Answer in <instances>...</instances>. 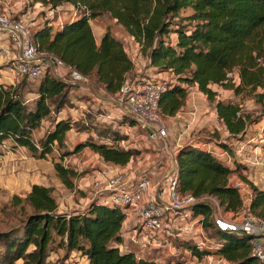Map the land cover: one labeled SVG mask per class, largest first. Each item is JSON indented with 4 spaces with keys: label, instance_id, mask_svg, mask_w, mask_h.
<instances>
[{
    "label": "trees",
    "instance_id": "1",
    "mask_svg": "<svg viewBox=\"0 0 264 264\" xmlns=\"http://www.w3.org/2000/svg\"><path fill=\"white\" fill-rule=\"evenodd\" d=\"M26 1L49 8L67 3L77 9L75 17L54 29L46 23L39 26L32 38L40 51L51 53L66 66L92 78L109 95H114L130 76L133 64L108 29L95 40L89 20L104 14L137 43L139 54L150 66L172 74L173 81L165 82L159 94L160 117L174 115L183 105L186 85H194L207 101H214V114L228 136L244 133L249 125L247 115L237 102L215 100L216 91L211 85L228 89L234 95L242 91L253 93L260 114L264 113V68L258 62L264 58V0ZM185 9L189 13L180 14ZM50 73L47 68L38 78L36 98L30 107L23 99V93L30 91L25 90L27 83L23 79L14 85L0 83V144L8 140L12 147H22L32 157L44 158L63 143L69 129L76 127L77 120L53 119L51 127L39 138L32 136L42 119L66 103V94L72 88ZM233 74L237 82L233 81ZM95 132L96 138L87 136L64 151L59 161L52 162L54 173L65 188H72V179L79 173L64 166L60 162L62 156L86 147L103 162L123 166L138 153L117 146L125 137L116 129ZM218 145L229 151L225 144ZM175 162L179 192L215 195L227 212L241 207L238 189L228 182V175L240 169L238 162L233 160L237 166L231 168L208 150L188 143L177 148ZM237 178L249 191L246 209L264 220V190L245 176L238 174ZM23 200L29 209L26 215L17 224L0 230V264H46L52 253L57 256V250L62 251L61 260L73 253L84 257L85 264H157L151 258L136 257L132 250L120 249V228L125 216L118 206L93 198L84 210L60 212L52 188L40 184H31ZM190 213L200 218L203 233L208 229V236L215 242L214 254L233 264H261L249 252V236L218 229L206 204L191 206ZM179 245L195 258L208 255L206 249H198L189 240H180Z\"/></svg>",
    "mask_w": 264,
    "mask_h": 264
},
{
    "label": "rangeland",
    "instance_id": "2",
    "mask_svg": "<svg viewBox=\"0 0 264 264\" xmlns=\"http://www.w3.org/2000/svg\"><path fill=\"white\" fill-rule=\"evenodd\" d=\"M7 1L6 10L8 11V15L11 18H20L31 29L32 33L45 23L50 25L51 28H54L57 26L56 24L72 18L73 13H78V11L73 12V7L67 3H63L51 10L47 5H42L39 2L33 3L26 0ZM188 13V9L180 12L183 15ZM106 16L100 15L91 18L89 22L92 29L94 30L95 26L98 27V25L101 27L106 26V29L121 42L128 57L132 56L133 58L136 57V59L141 60L139 57L141 55L138 52V47L134 44L135 42L131 38L128 39L126 37L127 34L120 25L114 23L112 19ZM96 34L94 32L95 37ZM258 62L264 68V58L259 59ZM141 66L136 72L132 70L130 76L126 79L128 83L142 82L145 79L166 83L173 81V76L168 71H161L152 67L146 61H143ZM50 74L53 73L51 72ZM22 79L27 83V87L30 90L32 89L31 93H33L38 79L32 81L18 76L17 82ZM232 79L234 82H237L234 74L232 75ZM67 84H71L72 88L66 94V103L57 112L54 111L47 118H44L40 126L32 133L34 139L39 138L44 131L51 127L53 119L56 118L77 120L76 127H72L66 132L65 141L56 147L55 151L53 150L42 159H36L27 150L12 147L9 141L5 142L4 148L0 147V230L17 224L29 211L23 197L27 193L32 181H46L48 183L52 188V195L57 203V210L60 208L58 207L60 204L62 206H74L77 204L82 206L85 202H89L86 201L87 199L89 200L91 197L93 199V189L89 177L93 169H99L101 165L89 150H79V152H75L74 154L62 156L60 160L64 166H70L79 173L77 177L72 179L73 186L71 189L65 188L59 182L52 168V162L59 161L60 155L64 151H68L77 140H81L87 136L96 138L95 129H116L120 136L125 137L117 142V146L120 148H132L138 151L125 165L119 167L117 170H112L113 172L121 171L125 173L129 179L136 177L140 172L152 170L157 174L154 179H159L171 167L170 161L173 155L176 154L177 148L186 143L198 144V146L203 143V147L208 149L224 165L231 168L239 165V170L228 175V182L231 185L239 181L237 180L238 174L242 176L251 174L253 177H259L258 175H260L257 174L261 169L259 167L257 173H253L252 170L249 171L250 166H246L247 161L243 154L245 146L247 145L252 146L251 149L254 147H264V113L260 114V107L254 101V96L251 92L242 91L234 95L228 89L211 85V88L216 91L215 100L221 99L224 101L232 100L238 102L240 110L247 115L249 125L245 132L232 137L225 134L221 122L215 119L214 115L210 112L214 101H207L202 94H199L194 89V85H186V93L188 96L186 99L192 98L196 105H200L203 108L208 125H202L201 127L191 125L188 127L184 121L185 117L181 116V113L185 112L182 108L178 116L173 115L163 118L166 123V139L164 141H150L146 137L145 131L134 124V121L132 122L128 116L118 113L111 100L104 98L96 100L92 96L91 90H88L86 87H81L70 82H67ZM96 91L98 92V90ZM256 91H259V89ZM97 94L100 97L105 96L101 93ZM34 96L35 94L23 93L24 102L28 99L25 103L27 106H31ZM218 143L225 144L229 148V151L221 149ZM261 144L263 145L260 146ZM233 160L238 162V164H234ZM107 165L112 166L109 163ZM241 169L246 174L242 173ZM85 175L89 183L85 186L86 189L82 191L78 187L79 180ZM260 178H263L262 174ZM246 190H248L247 185L242 181L241 185L238 186V192L242 199V205L239 208L241 210L246 209L247 199L249 197ZM14 198L20 199L17 201ZM225 212L227 211H224L221 207V213L225 214ZM131 222L132 226L135 220L132 219ZM198 224L200 222L189 225V221L184 220L181 222V227L183 228L179 231L171 230L170 234L164 233L159 236L154 234V245L150 246L147 253H142V250L137 248L129 240L131 233L127 229L125 230L127 234L124 237V244L120 248L121 250H132L138 256L148 258L156 257L157 264H229L226 263V260H221L220 256L213 253L215 249L214 240L208 236V229H205V233L202 231L200 234ZM203 237L208 241L202 249H206L208 255L202 256L199 259L192 256L188 250L179 245L180 240L184 239L195 243L196 241L203 240ZM56 252L57 256L52 253L46 264H76L80 261V256L73 253L69 257L61 260L62 251L57 250Z\"/></svg>",
    "mask_w": 264,
    "mask_h": 264
},
{
    "label": "built area",
    "instance_id": "3",
    "mask_svg": "<svg viewBox=\"0 0 264 264\" xmlns=\"http://www.w3.org/2000/svg\"><path fill=\"white\" fill-rule=\"evenodd\" d=\"M7 3V0H0V70L33 81L48 68L62 81L81 84L88 88L89 77L66 66L51 53L38 49L32 38L31 29L20 18H11L8 15ZM49 9L53 10V8ZM73 9V12L77 11ZM76 14L73 13L72 18ZM61 23L56 24V27ZM56 68H61L60 75L56 72ZM227 75L231 76L230 73ZM164 88L165 82L161 81L145 79L142 82L128 83L124 80L114 95L103 94L114 103L120 113L133 119L135 124L145 131L150 141H164L167 137L166 123L157 111L159 94ZM4 144L2 142L0 147L4 148ZM255 164L261 168L260 173L264 177V147ZM170 165L171 167L159 179H154L144 171L129 179L121 171L113 172L105 169L106 173L102 177L93 179L91 183L93 198L102 204L122 208L124 219L130 217L135 220L130 229L129 240L137 244L142 253L149 251L151 244L148 240L154 237V234H170L171 230L179 231L183 228L180 223L184 220H188L189 225L199 223V217L191 216L190 207L197 203L206 204L218 229L248 235L250 254L264 264V220L247 209L225 212L227 214L225 215L221 213L217 197L212 194L194 196L189 192H179L176 188L175 155ZM240 185V181L232 184L237 189ZM198 229L201 234L200 224ZM207 241L203 237V240L196 241L195 245L198 249H202ZM151 259L156 263V257ZM226 263L233 264L230 261Z\"/></svg>",
    "mask_w": 264,
    "mask_h": 264
},
{
    "label": "crops",
    "instance_id": "4",
    "mask_svg": "<svg viewBox=\"0 0 264 264\" xmlns=\"http://www.w3.org/2000/svg\"><path fill=\"white\" fill-rule=\"evenodd\" d=\"M68 5H70V4H68ZM104 15H107L106 17H109L108 16V14H104ZM110 18V17H109ZM111 19V18H110ZM90 21V20H89ZM113 22H114V20H113ZM89 25H90V22H89ZM91 27V31H92V33H93V36H94V32H96L97 34H96V37L94 36V38H95V40L97 41L99 38H100V36L102 35V33L104 32V30L106 29V26H104V27H101L100 25H98V27L97 26H95V29L93 30L92 29V26H90ZM54 28H56V27H54ZM53 28V29H54ZM128 39H130V36L129 35H127L126 36ZM116 38V37H115ZM118 39V38H117ZM135 44V46L136 47H138V45H137V43H134ZM126 52V51H125ZM134 57H135V55H134ZM140 58H141V60H138V59H136V57L135 58H133L132 56H130L129 58H130V60H131V62H132V64H133V70H134V72H136V71H138L139 69H140V67H142L141 66V64L143 63V61H146L147 63H148V61H147V59L146 58H142L141 56H139ZM139 57H137V58H139ZM57 69V71L56 72H58V75H60V73L59 72H61V68H56ZM55 69V70H56ZM90 79V83H89V86H88V90H91L90 92L92 93V96L96 99V100H101V98H104V99H108V98H105L106 96H101L100 97V95H98L97 93H101V94H103V93H106L104 90H103V88H102V86L101 85H99L98 83H96L92 78H89ZM16 82H17V76H12L11 74H7V73H5V72H3V71H1L0 70V83L1 84H3L4 86H8V85H14V84H16ZM72 84H76V83H72ZM36 85H37V83H36ZM76 85H79V86H81L82 87V85L81 84H76ZM195 87V86H194ZM27 89H29L28 87L25 89V90H27ZM35 89V88H34ZM194 89H196V87L194 88ZM96 90H98V92L96 91ZM32 92V89L30 90V91H26V93L27 94H35V92H34V90H33V93H31ZM199 94H202V93H200L199 91H197ZM104 95V94H103ZM203 95V94H202ZM186 97H185V99H184V102H183V105L174 113V115L175 116H178L179 114H180V111H181V109L183 108L184 110H185V112H183V113H181V116L182 117H185V122H186V125H188V127H190L191 125H197V126H202V125H208L207 123H206V114H205V112L203 111V108L200 106V105H196V103L194 102V100L192 99V98H189V99H186V98H188V96H187V93H186V95H185ZM204 96V95H203ZM36 98V94H35V96H34V98L33 99H35ZM28 101V99L25 101V103ZM230 101H232V100H230ZM234 102V101H233ZM238 103V102H237ZM213 104H214V102H213ZM213 104H212V107H211V109H210V112L214 115V117H215V119H217L216 118V116H215V114H214V109H213ZM96 105H97V103H96ZM238 105H239V103H238ZM31 106H32V103H31ZM240 106V105H239ZM30 107V106H29ZM116 107V106H115ZM116 109H117V111H118V113L120 114V111H119V109L116 107ZM173 116V115H172ZM171 117V116H170ZM56 119H59V118H56ZM43 120L44 119H42L41 121H40V124L43 122ZM40 124H39V126H40ZM219 128V127H218ZM247 128V127H246ZM246 128H245V130H246ZM225 130V129H224ZM245 132V131H244ZM225 134H227L226 133V131H225ZM228 135V134H227ZM85 138H82L81 140H77L76 142H79V141H82V140H84ZM6 141H8V140H5V141H3L4 143L6 142ZM65 141V140H64ZM63 141V142H64ZM75 142V143H76ZM74 143V144H75ZM200 144V143H199ZM193 145H196V146H198V144H193ZM203 143L202 144H200V146H198V147H200V148H203V149H205V150H208V149H206V148H204L203 147ZM263 144H261L260 146H262ZM73 146V145H72ZM71 146V147H72ZM20 149H24V148H22V147H19ZM56 147H53L52 148V151L54 150H56L55 149ZM252 148V146H245V150H244V152H243V154H244V157H245V159H246V161H247V164H246V166H250V169H249V171L250 170H252L253 171V173H257V171H258V165H255V163L257 162V159H258V155L260 154V149L262 148V147H254L253 149H251ZM71 149V148H70ZM83 149H87L86 147H84V148H82L81 150H83ZM25 150V149H24ZM80 150V151H81ZM87 150H89V149H87ZM93 155H94V157H95V159L99 162V164L101 165V167H99V169H93V171H92V173H91V176L89 177L90 178V183H92V181H93V179H95V178H99V177H102L103 176V174H105L106 173V171H105V169H110L111 171L112 170H117V169H119V167H121V166H119V165H112V166H109V165H107V163H105V162H103L96 154H94L91 150H89ZM209 151V150H208ZM77 152H79V151H77ZM211 153V152H210ZM74 154V153H73ZM212 154V153H211ZM47 156V155H46ZM36 159H38V158H36ZM39 159H42V158H39ZM241 171H242V173H245L246 174V172L244 171V170H242L241 169ZM148 173L154 178L155 177V175H157L156 173H155V171H148ZM257 174H260L261 175V173L260 172H258ZM256 175V174H255ZM260 175H258L259 177H256V176H252L251 174H248V176H245L246 177V179H248V180H250L253 184H255L257 187H259L260 189H263L264 190V177L263 178H260ZM252 176V177H251ZM237 180H239L238 178H237ZM240 182H242L241 180H239ZM89 183V180H88V178L86 177V175L83 177V178H80V180H79V189H81L82 191L83 190H85L86 188H85V186L87 185ZM31 184H40V185H43V186H49L48 185V183L45 181V182H41V181H32L31 183H30V185ZM29 185V186H30ZM29 188V187H28ZM246 192H247V194H249V191L248 190H246ZM92 198V197H91ZM90 198V199H91ZM89 199V200H90ZM88 199L86 200V201H89ZM86 205H87V202H85L82 206L80 205V204H77V205H74V206H71V205H65V206H62V204H60L58 207H60L59 209H58V211H60V212H72V211H78V210H82L83 208H85L86 207ZM132 221V218H130V217H128V218H126V219H124L123 220V222H122V225H121V228H120V233H121V237H122V243L120 244V246H122L124 243V240H125V235L127 234L126 232H125V230H130L131 228H132V226L134 225V224H132V226H131V222ZM181 224V223H180ZM128 233H129V231H128ZM158 236L160 235V234H157ZM148 241H150V243L149 244H151V246L152 245H154V237L153 238H151V239H149ZM134 244V243H133ZM137 248H139V246L137 245V244H134ZM119 246V247H120ZM121 249V248H120ZM148 249V248H147ZM149 249H150V246H149ZM135 256L136 257H138L137 256V253H135ZM139 257H142V256H139ZM80 259V261H78V263H76V264H85V259H84V257H80L79 258Z\"/></svg>",
    "mask_w": 264,
    "mask_h": 264
}]
</instances>
